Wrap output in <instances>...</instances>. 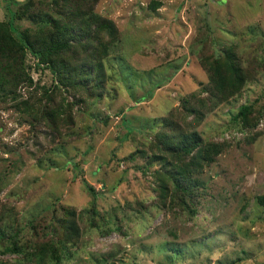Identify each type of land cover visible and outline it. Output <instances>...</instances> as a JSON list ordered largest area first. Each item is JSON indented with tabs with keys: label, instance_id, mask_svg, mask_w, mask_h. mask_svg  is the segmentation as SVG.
<instances>
[{
	"label": "rangeland",
	"instance_id": "obj_1",
	"mask_svg": "<svg viewBox=\"0 0 264 264\" xmlns=\"http://www.w3.org/2000/svg\"><path fill=\"white\" fill-rule=\"evenodd\" d=\"M97 11L119 28L101 97L81 90L39 121L19 102L44 107L42 89L0 94V264H264V0H99ZM228 51L244 77L235 89ZM27 64L58 104L53 74ZM191 132L218 147L212 161L164 145ZM67 220L80 228L72 242Z\"/></svg>",
	"mask_w": 264,
	"mask_h": 264
},
{
	"label": "trees",
	"instance_id": "obj_2",
	"mask_svg": "<svg viewBox=\"0 0 264 264\" xmlns=\"http://www.w3.org/2000/svg\"><path fill=\"white\" fill-rule=\"evenodd\" d=\"M0 1L6 15L4 20H0V94L12 95L16 100L22 85L35 89V97L42 89L38 101L40 104L46 102L44 107L42 104L39 108L30 100L19 102L22 112L33 114L39 121L43 117L54 120L55 115L63 116L66 107L74 106L79 101L78 93L81 90L101 97L108 78L105 59L119 40V28L113 19L97 11L99 0ZM24 19L30 21L29 26L19 28L17 21ZM29 55L34 57L37 67L49 69L55 77L56 86L61 88V101L58 104L52 92H49V86L43 89L45 85L39 87L35 84L27 64ZM226 56L230 76L228 85L235 89L244 82L240 59L231 51ZM215 72V83L223 87L225 82L218 67ZM63 90L67 95L62 94ZM67 96L72 97V101H67ZM252 112V105H242L235 116L239 122L249 126ZM70 122L74 123L73 120ZM164 145L183 154L197 149L191 160L198 162H210L213 160L211 154L219 152L216 145L202 146L196 132ZM172 178L178 193H193L190 183L181 181L174 174ZM84 182L94 194V189L86 180ZM162 187L168 189L167 185ZM63 228L67 240L72 242L74 237L79 238L80 228L75 221L69 223L67 220Z\"/></svg>",
	"mask_w": 264,
	"mask_h": 264
}]
</instances>
